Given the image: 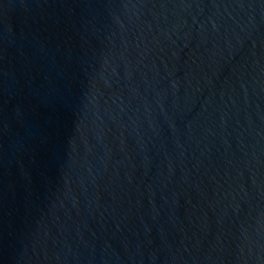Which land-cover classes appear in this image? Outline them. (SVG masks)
<instances>
[{
	"label": "water",
	"instance_id": "water-1",
	"mask_svg": "<svg viewBox=\"0 0 264 264\" xmlns=\"http://www.w3.org/2000/svg\"><path fill=\"white\" fill-rule=\"evenodd\" d=\"M0 264H264V0H0Z\"/></svg>",
	"mask_w": 264,
	"mask_h": 264
}]
</instances>
